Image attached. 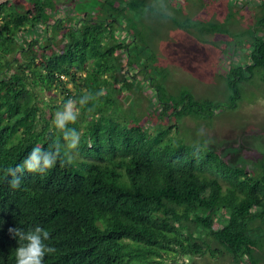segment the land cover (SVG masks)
I'll use <instances>...</instances> for the list:
<instances>
[{"label": "trees", "instance_id": "16d2710c", "mask_svg": "<svg viewBox=\"0 0 264 264\" xmlns=\"http://www.w3.org/2000/svg\"><path fill=\"white\" fill-rule=\"evenodd\" d=\"M149 1L104 0L100 21L91 14L54 21L50 0H29L23 10L0 5V264H15L18 244L9 227L36 226L49 232L47 243L55 248L44 264H184L179 259L205 254L264 264L258 236L264 228V155L246 169L211 146L168 137L169 129L151 132L148 118H133L129 125L112 116L114 97L137 88L136 77L148 69V60L131 55L133 40L116 36L124 29L119 19L147 9L154 14ZM256 1L254 24L232 37L247 44L248 60L230 64L225 103L202 102L189 93L171 100L155 87L160 120L213 115L221 104L232 110L242 99V84L256 75L264 83V0ZM200 23V33H228ZM38 25H49L52 35L43 45L37 36L20 45L17 36L31 35ZM37 88L59 91L54 109L86 92L102 95L80 108L72 125L81 133L78 160L58 162L43 175L25 172L20 187L12 188L8 169L33 147L46 149L59 139L50 129L52 114L46 118L37 105Z\"/></svg>", "mask_w": 264, "mask_h": 264}, {"label": "rangeland", "instance_id": "374dc122", "mask_svg": "<svg viewBox=\"0 0 264 264\" xmlns=\"http://www.w3.org/2000/svg\"><path fill=\"white\" fill-rule=\"evenodd\" d=\"M62 3L57 4L54 10H59L63 18L76 16V19H79L82 15L92 12H82L80 7L75 8L68 1ZM149 3L154 9V14L147 9L144 13H131L125 20L119 19L123 21L124 29L117 30L116 35L121 36V40L128 39L126 34L132 36L129 38L133 40L129 45L130 53L132 56L138 55L141 62L148 60V69L146 75L139 74L135 79V82H140V86L114 97L117 106L112 107V116L119 117L121 123L129 125L132 124L133 118H139L141 123L143 119L148 118L147 126L151 132L161 127L169 129L168 137L211 146L218 152L226 153L225 160L229 163L243 165L246 169L253 168L254 161L264 155V83L258 75L241 85L243 96L234 109L229 110L221 104L222 107L213 115L205 114L201 118L185 117L175 120L167 117L160 120L154 112L153 98L155 87H163L171 100L179 98L183 93H189L202 102L225 103L228 95L226 74L230 64L245 63L248 60L247 44L243 42L244 44L237 45L232 42V37L252 27L256 16L260 14L258 2L150 0ZM61 6L63 8H60ZM26 7L27 4L19 9ZM90 16L93 18V15ZM95 17L103 18L104 14L99 13ZM174 21L189 26L188 33L176 28ZM200 22H203L205 27L211 25L210 23L217 24L228 33H200ZM117 27L115 24L116 29ZM39 29L34 30L31 35L24 32L19 34L18 43L23 46L33 34H38L35 32H43L42 35L38 34L43 45L46 33L52 35V31L46 32L43 27ZM124 62L125 54H122L120 64L124 66ZM125 71L123 68L122 73ZM130 73L134 75V71ZM147 77L148 82H152V87L144 84ZM35 94L37 105L44 110L45 117H49L48 114L53 116L56 110L54 106L60 103L59 91L55 88L49 91L37 88ZM258 236L264 240V228H261ZM210 244L213 249L216 247ZM179 262L234 264L226 254L215 258L210 254L184 257L179 259Z\"/></svg>", "mask_w": 264, "mask_h": 264}, {"label": "clouds", "instance_id": "9594fccd", "mask_svg": "<svg viewBox=\"0 0 264 264\" xmlns=\"http://www.w3.org/2000/svg\"><path fill=\"white\" fill-rule=\"evenodd\" d=\"M101 95L102 91L86 92L78 99L69 97L62 102L50 121V129L59 134V139L46 149L33 147L22 161L8 169L12 188L20 187V177L25 172L43 175L58 162L61 166H69L78 160L81 133L72 125L78 120L80 108L98 100ZM8 232L18 244L13 251L15 264H44L45 257L55 252V248L47 243L49 232L40 226L27 231L21 227H9Z\"/></svg>", "mask_w": 264, "mask_h": 264}, {"label": "flooded vegetation", "instance_id": "af4514ba", "mask_svg": "<svg viewBox=\"0 0 264 264\" xmlns=\"http://www.w3.org/2000/svg\"><path fill=\"white\" fill-rule=\"evenodd\" d=\"M40 1H45V0H40ZM50 1L53 3L54 8L56 7L57 4H63L62 2L68 1L71 6H73L75 8L80 7L82 12L91 10L92 11L91 15H93V18H92L93 21H100L101 19H103V18L95 17L99 13H100V15L102 14V10L99 6L101 0H50ZM7 2L9 3V5H12V7L19 9L20 6L26 5L29 2V0H6L4 3H7ZM60 8H63V6H61ZM49 13L51 14L54 21L59 20L61 22L62 20H66L65 16L63 18L62 15H60L59 10H53V11H50ZM55 15H57L56 16L57 18L54 17ZM43 29L47 32V31L51 30V27H49V25L43 26ZM37 33L40 35L43 34V32L42 33L37 32ZM38 34H33L31 36V38L36 37V36L39 38ZM121 35H124V34H121ZM116 36L119 37L118 35H116ZM125 36L128 37V39L131 38V36H128L127 34ZM48 37H49V34L46 33L45 38H48ZM120 37H119V39H120ZM40 38H41V36H40Z\"/></svg>", "mask_w": 264, "mask_h": 264}, {"label": "built area", "instance_id": "2783aa9c", "mask_svg": "<svg viewBox=\"0 0 264 264\" xmlns=\"http://www.w3.org/2000/svg\"><path fill=\"white\" fill-rule=\"evenodd\" d=\"M40 27L42 28L43 26L38 25V26H36L35 30H36V31H39V30H40V29H39ZM36 33H37V32H36ZM61 79L66 80V78L63 77V76H61Z\"/></svg>", "mask_w": 264, "mask_h": 264}, {"label": "water", "instance_id": "95a60500", "mask_svg": "<svg viewBox=\"0 0 264 264\" xmlns=\"http://www.w3.org/2000/svg\"><path fill=\"white\" fill-rule=\"evenodd\" d=\"M6 0H0V5L3 4Z\"/></svg>", "mask_w": 264, "mask_h": 264}]
</instances>
